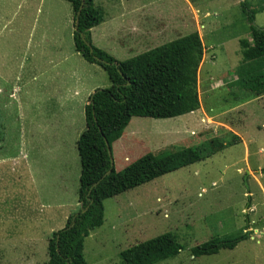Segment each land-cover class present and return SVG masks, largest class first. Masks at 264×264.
I'll return each instance as SVG.
<instances>
[{"label":"rangeland","instance_id":"374dc122","mask_svg":"<svg viewBox=\"0 0 264 264\" xmlns=\"http://www.w3.org/2000/svg\"><path fill=\"white\" fill-rule=\"evenodd\" d=\"M40 1L43 12L56 13L55 33L68 45V3L0 0V264H47L51 234L79 209L77 141L85 129L80 97H72L68 119L47 120L36 110L31 77L19 91L12 83L22 69L46 65L34 47L46 31L44 14H33ZM247 1L263 10L255 24L264 28V0ZM152 23L165 32L152 47L199 35L200 108L176 119H131L111 147L114 171L146 154L195 146L224 131L241 144L104 201L103 225L84 240V259L120 264L119 254L129 247L171 233L181 250L157 264H264V96L236 86L238 42L251 41L239 0H153ZM96 68L84 83L94 87L92 93L110 87L106 73ZM244 234L247 239L233 250L193 257L204 243Z\"/></svg>","mask_w":264,"mask_h":264},{"label":"trees","instance_id":"16d2710c","mask_svg":"<svg viewBox=\"0 0 264 264\" xmlns=\"http://www.w3.org/2000/svg\"><path fill=\"white\" fill-rule=\"evenodd\" d=\"M62 1L72 9L75 51L86 63L99 66L110 82L109 88L96 90L84 108L85 130L77 141L79 209L68 217L63 229L51 234L47 245V264H87L83 256L84 240L103 225L104 201L203 162L241 144V139L224 131L195 146L146 154L122 171L116 173L112 169L105 176L110 162L104 139L111 150L131 119L169 120L199 110L197 74L204 47L199 35L192 33L119 62L91 42L90 31L103 23L104 11L96 8L93 0ZM239 7L246 19L252 45L247 40L239 41L242 63L235 70L236 86L261 97L264 96V28L255 24V17L263 10L251 9L247 0H239ZM2 138L0 132V141ZM246 239L244 234L209 241L194 248L193 257L233 250ZM180 250L174 236L165 233L129 247L119 254V260L120 264H157L177 257Z\"/></svg>","mask_w":264,"mask_h":264},{"label":"crops","instance_id":"0c3cea01","mask_svg":"<svg viewBox=\"0 0 264 264\" xmlns=\"http://www.w3.org/2000/svg\"><path fill=\"white\" fill-rule=\"evenodd\" d=\"M93 4L104 11L105 19L90 31L92 45L116 61L123 62L161 46L152 47V43L165 33L163 29L153 27V0H93ZM187 4L193 11L191 4ZM43 8L42 1L33 7L34 17L44 14L46 25V31L36 38L34 47L45 58L46 65L41 68L34 65L31 70L27 67L22 69L12 83H17L14 90L19 91L31 77L36 88L33 95L35 104L39 106L36 110L45 115L47 120H65L68 119L65 115L72 111V97H80L78 100L81 101V110L88 104L94 87H85L84 83L88 82L97 65L86 63L75 51L72 13L66 9L64 11L69 13L65 15V27L69 28L68 45H65V41L55 33L56 13L51 12V9L43 12ZM35 23L33 22V29ZM63 24L62 22L61 25ZM249 44L252 45V42Z\"/></svg>","mask_w":264,"mask_h":264},{"label":"water","instance_id":"95a60500","mask_svg":"<svg viewBox=\"0 0 264 264\" xmlns=\"http://www.w3.org/2000/svg\"><path fill=\"white\" fill-rule=\"evenodd\" d=\"M76 25H77V21H76ZM104 143H105V147L108 153V157H109V162H110V169L108 170V172L105 174V176L109 175L112 172L113 169V160H112V156H111V150L110 147L108 145V143L106 142V140L104 139ZM104 176V177H105ZM98 183L94 184L92 188L96 187ZM85 211H83L82 213H84Z\"/></svg>","mask_w":264,"mask_h":264}]
</instances>
